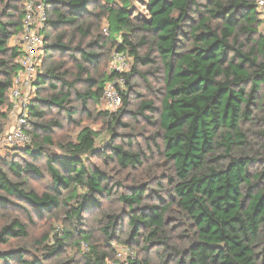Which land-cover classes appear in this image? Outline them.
I'll return each mask as SVG.
<instances>
[{"label":"trees","instance_id":"1","mask_svg":"<svg viewBox=\"0 0 264 264\" xmlns=\"http://www.w3.org/2000/svg\"><path fill=\"white\" fill-rule=\"evenodd\" d=\"M23 1L0 0L2 119H8L13 81L21 69L22 53L11 40L23 30ZM43 2L48 29L63 31L46 53L49 59L54 52L72 57L77 75L70 81V72L60 63L38 75L39 94L52 93L40 94L30 105L26 131L32 141L0 158V264H46L44 259H60L68 248L83 243L91 248L83 254L85 264L115 259L111 245L120 240L123 219L105 213L103 200L122 185L85 157L134 171L143 167L144 154L132 142L129 148L113 145L97 151L100 134L90 127L82 128L74 141L56 136L65 123L83 126L79 116L109 122L114 132L124 109L98 112L96 117L91 110L102 101L107 84L123 77L132 92L135 77L146 80L161 70V108L143 102L138 114L159 124L164 155L172 165L171 191L159 205H143L144 186L118 197L129 212L127 245H141L146 253L158 249L160 264H264V33L257 0H148L147 17L138 14L135 0H104V5L99 0ZM104 21L108 35L101 32ZM119 37L122 44L117 43ZM105 50L133 57V70L93 76ZM139 66L150 69L143 73ZM82 82L87 89L78 91ZM121 96L126 109L128 97L123 91ZM54 110L57 119L51 118ZM145 112L158 113V120L152 122L153 115L146 117ZM45 178L48 188L40 192L32 181ZM92 212L97 213L95 231L107 248L91 242L87 216ZM34 213L61 222L54 235L47 233L37 242L46 251L43 260L28 258V221Z\"/></svg>","mask_w":264,"mask_h":264},{"label":"rangeland","instance_id":"2","mask_svg":"<svg viewBox=\"0 0 264 264\" xmlns=\"http://www.w3.org/2000/svg\"><path fill=\"white\" fill-rule=\"evenodd\" d=\"M41 3L43 0H24L22 2V7L25 9L26 4L30 2ZM104 5V0H99ZM8 2V1H6ZM46 4V3H45ZM135 9L137 10L138 14H141L143 17H147V7H148V0H135ZM3 9V5L0 3V11ZM93 10V9H92ZM91 10V11H92ZM108 29L107 23L104 21L101 25V32L105 33V30ZM115 27H113L114 34H117ZM63 31H54L49 30L48 27L45 25L42 29V35L45 39L44 44V51L41 54V67L39 69V74L49 67L53 63L65 64V70L70 72L69 80L74 81L75 76L77 75L76 70V61L67 55H60L57 52H54L52 55V59H49V54L46 53L48 44H52L55 42L56 37L62 33ZM47 35H50L51 38L48 41ZM105 35H108L105 33ZM20 36L13 37L11 40V46L17 47L19 44ZM118 44H122V39L119 37L117 39ZM112 43L109 44V49L111 48ZM107 54H104L99 69H93V76H97L98 73L103 74H112L113 72L117 71L119 67L116 65L115 56L117 51L114 50L111 53L109 50H105ZM135 65L134 58L131 56H125V66L121 72L123 73H130L133 70ZM139 70L143 73H147L150 68L146 67H138ZM116 81L109 82L107 86H114ZM134 85V89L131 92L126 84L119 85L118 90L119 92H125L128 97V108L122 107L119 110L112 111V113H118L124 109L122 115L119 119V124L113 129L111 128L109 122H105L102 120L94 121L89 119L87 116H79L77 117L78 121L82 120L83 126H79L78 124L65 123V117H60L63 119L65 123V128L62 131L57 132V139H69L71 141L76 140L77 136L79 135L80 131L84 127H90L94 131L100 134V137L97 140L96 149L97 151L105 152L108 148L113 145H124L125 148H129L128 144L132 142L134 144V149L136 151H141L145 157V163L143 167L134 170V171H119L120 169L116 167L114 164H106L100 158H93L86 156L88 160H91V164L94 166L101 167L102 169L106 170L109 173L110 178L114 184L121 183L122 187L115 188V195L109 199L103 200V209L105 213H116L122 216L121 222V232L119 234L120 240L117 242H113L111 247L114 249L115 253L117 251H121L126 247L129 241V212L128 208L121 204L118 201V197L120 195H129L131 193V189L133 187L144 186L147 188V197L145 198V202L143 205H159L161 199H168V192L171 191V186L168 183V179L172 177L173 171L171 169V164L167 162L166 157L164 155V144H163V134L162 131L159 129V124H152L148 122L144 116L139 115V108L141 103L143 102H154V107L157 109L161 108V101L163 98V89H164V72L161 70L159 73L155 75H148L146 76V80L141 77H135L132 81ZM46 89V88H45ZM78 91H85L87 89V85L85 83H79L77 86ZM38 85L35 81L31 87V91L27 93V99L30 104L37 102L38 99L48 96L51 91L47 92H38ZM76 97V94H74ZM92 112H94L93 117H96V113L98 112H107L106 107L104 105L103 100L100 104L91 107ZM8 112V119H2L0 116V124L2 128L0 129V137L4 133H6L9 129L12 128L14 122L12 118V110H6ZM5 112V111H4ZM146 117H151L148 112L144 113ZM51 118L57 119L56 111L50 113ZM262 115V114H261ZM152 122L158 120L159 114H154L152 116ZM258 130V128H257ZM156 137V141L154 142L152 138ZM260 142L256 140V144ZM258 148V145H256ZM22 149L19 146L11 147L5 144L0 145V158L5 159L12 153H14L17 149ZM24 148V147H23ZM55 153L62 156L63 154L60 153L57 149H54ZM40 163L44 165L45 161L42 160ZM32 184L36 187V189L40 192L47 190L49 185L48 178L40 181H32ZM19 215L22 216L24 220H26L25 214L19 210ZM97 216V213L92 212L87 216L88 222V231H92L93 233V240L91 241L93 245L103 246L104 248L108 247V243H106L104 237L97 230V227L94 224V217ZM30 227V239L27 242V249L28 258L29 259H44V253L46 251L43 248H40L39 244L37 243L40 238L45 236L47 233H52L54 229L61 228V222H59L54 216L48 218L47 216L44 217H37L36 214H33V220L28 221ZM53 234V233H52ZM51 234V235H52ZM54 235V234H53ZM53 235L51 237H53ZM54 240H52L49 245H53ZM15 245V244H14ZM143 246H138L133 248L136 253V259H131L127 255L124 256V260L127 264L135 263L136 261H142L145 258H149L151 260V264H160L159 258V250L152 249L149 253L142 251ZM6 249V248H1ZM90 246L87 243H83L80 246L73 245L72 247L68 248L67 252L59 258H55L52 260L44 259L43 262L46 264H58L68 263V264H85V260L83 259V254L88 255L90 252Z\"/></svg>","mask_w":264,"mask_h":264},{"label":"built area","instance_id":"3","mask_svg":"<svg viewBox=\"0 0 264 264\" xmlns=\"http://www.w3.org/2000/svg\"><path fill=\"white\" fill-rule=\"evenodd\" d=\"M257 5L262 13L264 21V0H257ZM47 5L44 2L36 3L34 1L27 3L25 7V17L23 30L21 32L18 48L22 56L20 59L21 69L15 76L11 90L12 118L13 126L0 137V145L7 146H26L31 143V137L26 131L29 119L30 103L27 99V93L31 91L33 83L37 80L39 69L41 67V54L44 51L45 39L42 35V29L47 22ZM105 33L109 34L108 29ZM125 54H116L115 61L118 73L123 74L125 66ZM108 85V84H107ZM119 85H125V80L120 77L116 80L114 86H106L103 102L107 112L119 110L123 105L121 92L118 90ZM136 259V253L131 247H126L117 251L114 260L108 264H127L124 256Z\"/></svg>","mask_w":264,"mask_h":264},{"label":"crops","instance_id":"4","mask_svg":"<svg viewBox=\"0 0 264 264\" xmlns=\"http://www.w3.org/2000/svg\"><path fill=\"white\" fill-rule=\"evenodd\" d=\"M262 20H263V19H262ZM260 30H261L262 33H264V21H263V23H262V25H261V27H260Z\"/></svg>","mask_w":264,"mask_h":264}]
</instances>
